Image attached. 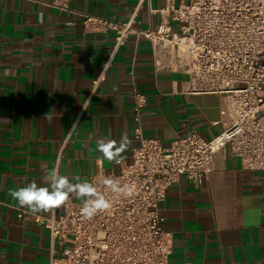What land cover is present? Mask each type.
<instances>
[{
	"label": "crops",
	"instance_id": "obj_1",
	"mask_svg": "<svg viewBox=\"0 0 264 264\" xmlns=\"http://www.w3.org/2000/svg\"><path fill=\"white\" fill-rule=\"evenodd\" d=\"M51 1L0 0V264H51L53 249L61 256L37 218L58 217L65 204L33 214L12 200V188L31 181L47 187L55 168L101 192L100 175L121 166L97 151L99 140L118 144L127 134L122 160L129 164L141 136L165 146L191 131L209 140L231 122L225 95L189 92L188 76L156 71L145 36L115 51V32H85L80 13L127 21L138 0H71L79 14ZM167 1L145 4L135 26L155 29L160 15L150 8ZM136 92L146 97L140 123ZM160 212L173 235L170 264H264V172L245 169L227 149L207 177L183 176L169 188Z\"/></svg>",
	"mask_w": 264,
	"mask_h": 264
},
{
	"label": "built area",
	"instance_id": "obj_2",
	"mask_svg": "<svg viewBox=\"0 0 264 264\" xmlns=\"http://www.w3.org/2000/svg\"><path fill=\"white\" fill-rule=\"evenodd\" d=\"M150 1L138 0L127 21L80 13L84 30L115 32V51L130 37L145 36L156 71L188 76L189 92L225 95L230 125L213 139L191 131L169 146L160 138L141 136L131 163L121 159L119 172L100 175L102 181L111 177L130 187L131 197L101 184L112 206L92 219L72 199L60 216H38L53 245H60L61 256L53 249L51 264H170L173 235L160 212L169 188L183 176L193 181L207 177L223 149L245 169L264 172V0H190L180 5L168 0L159 9L150 8L160 15L155 29L136 27L138 14ZM50 5L79 14L71 0H52ZM145 104V95L136 92L133 109L139 123ZM135 131L141 134V127Z\"/></svg>",
	"mask_w": 264,
	"mask_h": 264
},
{
	"label": "clouds",
	"instance_id": "obj_3",
	"mask_svg": "<svg viewBox=\"0 0 264 264\" xmlns=\"http://www.w3.org/2000/svg\"><path fill=\"white\" fill-rule=\"evenodd\" d=\"M131 146L127 134L121 136L119 143L115 140L101 139L97 142V151L103 154V158L109 162L119 163ZM49 186H40L36 181H31L22 187H14L9 190L8 195L20 207L28 208L33 214L47 213L60 208L74 195L81 200V213L86 219H92L100 212L108 210L112 205L106 196L87 180L75 176L70 179L67 175H60L53 168L46 174ZM102 184L113 193L131 197L133 191L128 186H121L119 180L107 177Z\"/></svg>",
	"mask_w": 264,
	"mask_h": 264
}]
</instances>
